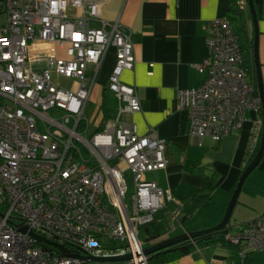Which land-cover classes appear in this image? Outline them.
<instances>
[{"label":"built area","instance_id":"obj_1","mask_svg":"<svg viewBox=\"0 0 264 264\" xmlns=\"http://www.w3.org/2000/svg\"><path fill=\"white\" fill-rule=\"evenodd\" d=\"M105 2L2 0L8 21L0 33V194L8 208L0 209V264L94 263L63 254L23 230L24 224L92 255L133 254L100 264H154L140 226L175 198L177 172L166 139L154 127L139 132L122 116L142 109L137 87L123 78L136 64L134 39L120 19L104 16ZM210 26V53L198 63L207 77L180 89L178 100L195 134L219 140L242 126L248 108L261 111L263 103L230 16L219 15ZM111 46L117 59L109 87L119 95L118 114L89 134L88 66H101ZM56 73L79 78L78 88L62 85ZM123 161L135 171L133 210ZM152 170L159 172L157 179L146 176ZM106 238L125 244L107 246ZM224 238L243 254L264 249V213L237 232L226 228Z\"/></svg>","mask_w":264,"mask_h":264},{"label":"crops","instance_id":"obj_2","mask_svg":"<svg viewBox=\"0 0 264 264\" xmlns=\"http://www.w3.org/2000/svg\"><path fill=\"white\" fill-rule=\"evenodd\" d=\"M231 4L232 0H106L103 5L107 19H120L132 29L136 64L124 71L123 78L137 87L142 109L126 110L122 116L135 123L139 132L145 133L154 127L159 136L166 139L167 157L177 172V183L172 188L175 198L167 200L166 207L172 209L175 220V212L180 211L177 221L186 226L180 232L214 225L223 218L224 212L221 214L220 211L224 209L223 205H228L241 174L256 155L263 138L264 112L258 109L248 108L247 118L238 130L215 140L211 136L200 138L195 134L188 110L179 107L180 89L200 85L207 77V72L201 71L198 63L210 53L206 37L211 30V20L228 14L235 21H232L235 30L240 28L238 16L229 13ZM255 4L259 15V55L264 80V0H255ZM7 21L8 14L0 0V33ZM251 31L255 37L253 13ZM116 59V47L111 46L101 66L95 62L88 66L93 85L89 100L94 97L97 101L94 109L87 111L89 100L85 108L89 129L93 122L95 127L102 129L118 114L120 98L109 87ZM256 70L259 82L257 62ZM55 75L67 87L76 89L80 84L79 78ZM248 76L253 75L248 73ZM214 171L218 175L211 196L182 222L179 215H184L183 205L204 186L206 178ZM252 172H256L255 177L259 176L252 180L254 188L256 182L260 183L264 178V157ZM261 185L263 187L264 182ZM218 192L215 204L219 208L209 215L212 218L217 214L220 216L213 220L202 210ZM253 213L250 221L264 213V206ZM190 221L194 224L188 226ZM244 226L247 224L242 228ZM176 230L164 236L180 233ZM156 264H264V249L243 254L234 244L218 240L194 248L184 247L176 257Z\"/></svg>","mask_w":264,"mask_h":264},{"label":"trees","instance_id":"obj_3","mask_svg":"<svg viewBox=\"0 0 264 264\" xmlns=\"http://www.w3.org/2000/svg\"><path fill=\"white\" fill-rule=\"evenodd\" d=\"M250 8V0H246V4L243 0H232L229 13L230 15L233 14L238 16L239 18L240 28L237 32L240 35V40L244 50V66L249 74L252 73L253 76L250 79L254 80L257 91L259 92L260 89L255 62V37L251 31L252 11ZM261 111L263 112V107ZM217 175L218 173L216 171L210 174L206 178L204 186L201 189L197 190L193 194L192 198L188 200L185 205H183L182 212L184 210V215H179L182 222H185L188 219L189 215L194 212L195 209L200 206V204H203L204 201L211 196L215 188ZM176 223L177 219H174V213L172 212V209H170L169 207H165L160 209L156 213V216L152 221L144 223L140 226V235L145 240V243H155L166 238V236L164 235H166L169 229H173ZM225 231L226 228L212 231L207 234L176 243L152 254L150 257V261L156 264L170 260L182 253V251H184V247L194 248L196 245H204L206 242H213L218 240L229 242L224 238ZM104 244L116 248L124 245L125 241L118 238H106L104 240ZM231 244L234 243L231 242ZM234 245L236 248H238L239 246L236 244Z\"/></svg>","mask_w":264,"mask_h":264},{"label":"water","instance_id":"obj_4","mask_svg":"<svg viewBox=\"0 0 264 264\" xmlns=\"http://www.w3.org/2000/svg\"><path fill=\"white\" fill-rule=\"evenodd\" d=\"M250 7L253 13L254 17V23H255V29H256V34H255V54H256V62L258 66V73H259V89L260 93L262 96V103H263V112H264V80H263V75H262V69H261V64H260V55H259V40H260V30H259V15H258V10L255 4V0H250ZM264 123V121H263ZM264 157V133H263V138L260 144V147L252 159V161L247 165L243 173L241 174V177L236 185V188L234 190V193L230 199V202L228 204V207L226 209V212L223 216V218L216 224L210 225L204 228L200 229H192V230H185L183 232L168 236L158 242L151 243L148 246H145L144 251L147 254H154L157 251H160L166 247L172 246L176 243L182 242L184 240L190 239V238H195L200 235L207 234L212 231H217L221 230L224 228H227L229 225V222L231 220L232 214L234 212V208L236 204L238 203L240 193L243 189L244 183L247 179V177L250 175V173L259 165L261 160ZM23 230H30V232L37 236L41 241H45L48 243H52L57 245L63 254L65 255H74L77 257L84 258L87 261L94 262L91 264H100L105 260H119V259H129L132 258L133 254L132 253H126L123 255H92L88 252H85L84 248L77 246V247H71L68 244L47 237L46 235L38 232L37 230L33 228H29L27 224H24L21 226Z\"/></svg>","mask_w":264,"mask_h":264},{"label":"rangeland","instance_id":"obj_5","mask_svg":"<svg viewBox=\"0 0 264 264\" xmlns=\"http://www.w3.org/2000/svg\"><path fill=\"white\" fill-rule=\"evenodd\" d=\"M232 21L235 22L234 19H232ZM235 26L238 27V25H236V24H235ZM96 102L97 101H96V99H94V97L91 100H89V103L87 105V111L94 109V107H96V105H97ZM103 109H105L104 105H103ZM94 119L97 120L96 117ZM95 124H96L95 122L92 123V125L89 129L90 130L89 134H92L94 131H96L100 128V127H95ZM207 136H209V135H207ZM121 166H122L123 172L125 174V177L127 178V181H128V191L126 192V201L129 205L130 209L133 210V194L136 191L135 171L132 169V167L130 166V164L128 162L123 161L121 163ZM255 173L256 172H254V173L252 172L250 174V176L248 177V179L246 180V182L244 183L243 189L240 193V197L238 200L239 203L236 204V206L234 208V212H233L232 217H231V220L229 222V225L232 226L231 230L234 232L241 230L242 226L245 225V223L248 226L250 219L253 218V216H254L253 211L256 210L257 208L261 207V206H264V186L262 187V185H261V183L264 182V178H261L260 183L256 182V186L253 188L252 180L259 177V176L255 177V175H256ZM146 176L149 179H157L159 177L158 172L156 170L146 172ZM217 196H219V192L216 196H213V198H211V201L207 205V208L202 210V213L205 214L206 216H209V218H212V216L209 214L212 213L213 211L217 212V210L219 208V207L216 208V204H215V201L217 202V200H216ZM3 199H4L3 195L0 194V209L6 210L8 208V203L3 202ZM227 207H228V205H223L224 209L221 210L220 213L223 214V212H224V214H225ZM218 216H220V215L217 214L212 219L214 220V219L218 218ZM193 224H194V221H190V223L187 222L188 226H191ZM247 226H244V227H247ZM185 227L186 226L183 225L180 221H177V223H176V229H177L176 231L177 232H180ZM148 245H150V244L148 242H146L145 246H148ZM86 264H91V263H86Z\"/></svg>","mask_w":264,"mask_h":264}]
</instances>
